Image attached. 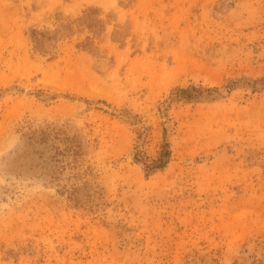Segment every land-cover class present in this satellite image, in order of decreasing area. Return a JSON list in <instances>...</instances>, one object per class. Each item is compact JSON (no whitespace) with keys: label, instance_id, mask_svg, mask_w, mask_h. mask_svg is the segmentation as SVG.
<instances>
[{"label":"rangeland","instance_id":"1","mask_svg":"<svg viewBox=\"0 0 264 264\" xmlns=\"http://www.w3.org/2000/svg\"><path fill=\"white\" fill-rule=\"evenodd\" d=\"M262 78L264 0H0V264H264Z\"/></svg>","mask_w":264,"mask_h":264},{"label":"trees","instance_id":"2","mask_svg":"<svg viewBox=\"0 0 264 264\" xmlns=\"http://www.w3.org/2000/svg\"><path fill=\"white\" fill-rule=\"evenodd\" d=\"M38 34H39L38 31H33V35L35 37ZM262 81H264V78H262ZM199 89L200 88L195 87V86H189L188 88H178L177 92H179L181 94H187L188 93V95H186V97L188 96L187 98H191V97H194V95H192L193 94L192 92L193 91L197 92V91H199ZM170 156H171V150H170L168 144L165 143L162 147V150L159 153V156L156 159H154L151 163L146 164V169L156 171L158 169L165 167L167 165L168 161L170 160Z\"/></svg>","mask_w":264,"mask_h":264}]
</instances>
